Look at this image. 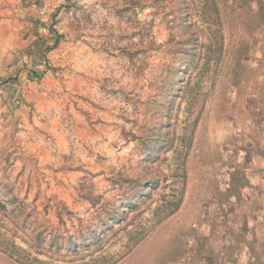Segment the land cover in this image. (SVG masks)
<instances>
[{
  "label": "rangeland",
  "instance_id": "1",
  "mask_svg": "<svg viewBox=\"0 0 264 264\" xmlns=\"http://www.w3.org/2000/svg\"><path fill=\"white\" fill-rule=\"evenodd\" d=\"M209 1L0 0V264H172L195 225L224 220L216 176L264 127V0H215L223 59L197 117Z\"/></svg>",
  "mask_w": 264,
  "mask_h": 264
},
{
  "label": "crops",
  "instance_id": "2",
  "mask_svg": "<svg viewBox=\"0 0 264 264\" xmlns=\"http://www.w3.org/2000/svg\"><path fill=\"white\" fill-rule=\"evenodd\" d=\"M223 165V221L195 225L186 253L172 264H264V127L243 135Z\"/></svg>",
  "mask_w": 264,
  "mask_h": 264
},
{
  "label": "trees",
  "instance_id": "3",
  "mask_svg": "<svg viewBox=\"0 0 264 264\" xmlns=\"http://www.w3.org/2000/svg\"><path fill=\"white\" fill-rule=\"evenodd\" d=\"M208 8H211V12L216 15L212 17L211 19L203 20L200 23H192L195 34L192 35L193 42H194V49L192 53V59L190 60L188 66L194 67L196 71L195 76V84H196V94H195V101L196 104H200L197 110V117L200 115L202 109H203V101L205 98V91L201 90L200 86V80L202 76L206 77H214L215 72L220 66L222 59H223V52H224V39H223V32H222V25L223 22L219 19L218 15V6L215 2V0H210L208 2ZM182 44L181 41L179 42V45ZM181 55L184 56V53L181 52ZM184 65V64H183ZM186 70V66L184 68ZM214 74V75H213ZM184 88V86H182ZM181 87V88H182ZM197 117L194 119L193 123L186 128V131L182 134L180 137L179 146L176 152H178L182 157L181 159V184L184 185V179H185V169H184V160L188 153V148L190 146V143L192 141V135L194 131V126L197 123ZM135 139V135H132ZM146 148V151L148 152V155L151 154L153 151L154 146L149 145ZM151 181L144 179V180H138L137 183H139V187H143L145 184H150ZM140 190V189H139ZM182 200V191L180 192V195L177 198L170 199L168 201H165V203L162 205V207L169 211L170 213L176 210ZM136 205V201L130 200L126 201L124 204V207L131 208L132 206ZM111 214V213H110ZM115 214V213H114ZM116 220H119L120 217H115ZM100 224L112 227L113 223H110L107 219H104L103 216L100 217ZM113 228V227H112ZM89 233H94V229L92 225L88 224ZM93 230V231H92ZM97 238L98 235H97ZM132 239V238H131ZM139 237L134 241L136 243L138 241ZM87 245V243H86ZM79 245L76 244V242H72V248L73 250H76V248ZM79 248V247H78ZM123 252L120 253V256H122ZM98 262H108L109 258L107 255L101 253L98 257ZM110 261L106 264H114L115 261L109 259ZM91 262V260L89 261Z\"/></svg>",
  "mask_w": 264,
  "mask_h": 264
},
{
  "label": "built area",
  "instance_id": "4",
  "mask_svg": "<svg viewBox=\"0 0 264 264\" xmlns=\"http://www.w3.org/2000/svg\"><path fill=\"white\" fill-rule=\"evenodd\" d=\"M43 11V10H42Z\"/></svg>",
  "mask_w": 264,
  "mask_h": 264
}]
</instances>
